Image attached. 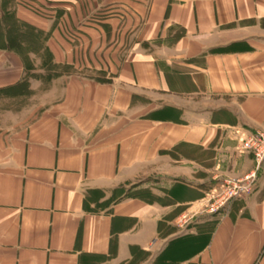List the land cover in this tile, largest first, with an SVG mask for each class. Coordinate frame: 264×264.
Returning a JSON list of instances; mask_svg holds the SVG:
<instances>
[{"label": "crops", "instance_id": "0c3cea01", "mask_svg": "<svg viewBox=\"0 0 264 264\" xmlns=\"http://www.w3.org/2000/svg\"><path fill=\"white\" fill-rule=\"evenodd\" d=\"M21 1L54 63L106 81L64 74L0 123V264H264V163L249 197L174 226L254 168L233 131L264 132V0ZM22 68L0 50V86Z\"/></svg>", "mask_w": 264, "mask_h": 264}, {"label": "rangeland", "instance_id": "374dc122", "mask_svg": "<svg viewBox=\"0 0 264 264\" xmlns=\"http://www.w3.org/2000/svg\"><path fill=\"white\" fill-rule=\"evenodd\" d=\"M20 3L26 4L23 1L19 0ZM18 0H1L0 3H3L4 11H10L11 8H15V6L19 2ZM13 43L15 39H12ZM49 50V48L47 47ZM50 52V50H49ZM51 53V52H50ZM13 54V53H12ZM30 59V58H29ZM31 70L30 74L24 70V66L22 68V75L21 78L14 84H8L4 86H0L1 90H8L7 96L3 97L0 96V123L4 121L9 120V115H19L22 113V111H25L29 108L30 105H36L41 103V94L47 92L52 84L57 81L58 78L62 77L64 74H75L76 72H79L80 74H83L87 77H90L95 80H98L99 82H105L106 81V72L99 71L94 72L91 71L89 68L86 69L84 66L81 70H75L74 67L63 65V67H67V70H63V73L60 74V65L54 63V57L51 53V57H45L41 59L38 55L36 57L31 56ZM54 65V67H51V65ZM25 73L28 74V77L26 79L27 85L22 88V86L19 85L21 80L24 78ZM18 85V87H14ZM38 86V88H34ZM27 94H26V93ZM3 95V93H2ZM15 95V96H14ZM11 117V116H10ZM18 117V116H17ZM264 133V132H262ZM235 178L232 176L225 177L224 180ZM137 186V185H135ZM208 192H205V195L202 198V201L197 203L196 205L192 207H188L187 210H184L181 212L176 219V222H174V226L177 229V233H179L182 237L184 233L187 231V227L191 224V222L194 219H200L198 217H201L203 215L202 213H207L209 218L206 219H212V217H215L217 213L210 212L213 207H218V203L220 198L215 197L214 199L209 198ZM214 194V193H213ZM213 197V196H211ZM209 200L214 205L213 207L208 205ZM236 202V201H234ZM211 217V218H210ZM211 223V222H210Z\"/></svg>", "mask_w": 264, "mask_h": 264}, {"label": "trees", "instance_id": "16d2710c", "mask_svg": "<svg viewBox=\"0 0 264 264\" xmlns=\"http://www.w3.org/2000/svg\"><path fill=\"white\" fill-rule=\"evenodd\" d=\"M3 5H4L3 3H0V50L17 55L22 61L25 72L27 71L28 74H30L31 56L33 58L36 57V55H38L41 59L45 57H49V58L51 57V53L46 47V41L48 40L49 34H45L33 28L32 26L18 20L15 16L13 7L11 8L10 11L7 12L3 10L4 8ZM12 39H15L14 42L16 43H13ZM54 66L55 64L51 65V67ZM59 70L61 74L63 73V70L65 71L67 70V67L60 66ZM28 74L25 73L24 78L19 83V85L22 86V88L27 85L26 79L28 77ZM14 87H18V85ZM7 91L8 90L0 89V96L8 97ZM125 192L127 191H125V189L122 187L116 189L113 194L114 197L112 196L109 202L105 204L110 205L112 203H115L120 198H122ZM126 196L128 197L131 195L127 193ZM102 205L103 204L97 205L98 206L97 208H102ZM209 224L210 226H213L214 221H211V223Z\"/></svg>", "mask_w": 264, "mask_h": 264}, {"label": "built area", "instance_id": "2783aa9c", "mask_svg": "<svg viewBox=\"0 0 264 264\" xmlns=\"http://www.w3.org/2000/svg\"><path fill=\"white\" fill-rule=\"evenodd\" d=\"M233 138L236 143V150L240 154L250 155L254 164L251 172L243 177L217 180L209 189L208 197L214 199L219 197L218 207H213L209 200L208 205L212 206L210 212L217 213L229 203L249 197L255 190L257 174L264 163V133L251 132L244 129H235ZM214 193V194H213ZM213 196V197H211Z\"/></svg>", "mask_w": 264, "mask_h": 264}]
</instances>
